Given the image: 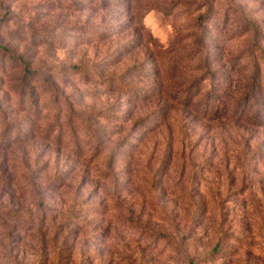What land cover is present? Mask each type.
Returning <instances> with one entry per match:
<instances>
[{"label":"rangeland","instance_id":"374dc122","mask_svg":"<svg viewBox=\"0 0 264 264\" xmlns=\"http://www.w3.org/2000/svg\"><path fill=\"white\" fill-rule=\"evenodd\" d=\"M0 264H264V0H0Z\"/></svg>","mask_w":264,"mask_h":264},{"label":"trees","instance_id":"16d2710c","mask_svg":"<svg viewBox=\"0 0 264 264\" xmlns=\"http://www.w3.org/2000/svg\"><path fill=\"white\" fill-rule=\"evenodd\" d=\"M252 103V101H250Z\"/></svg>","mask_w":264,"mask_h":264}]
</instances>
